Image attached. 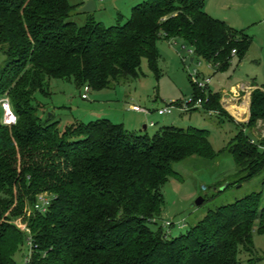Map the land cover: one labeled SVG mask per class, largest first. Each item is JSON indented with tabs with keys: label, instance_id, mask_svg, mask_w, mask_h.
Returning <instances> with one entry per match:
<instances>
[{
	"label": "trees",
	"instance_id": "16d2710c",
	"mask_svg": "<svg viewBox=\"0 0 264 264\" xmlns=\"http://www.w3.org/2000/svg\"><path fill=\"white\" fill-rule=\"evenodd\" d=\"M204 5L144 0L124 22L120 16L106 27L92 14L82 26L69 21L78 5L68 0H0V52L6 58L0 68V264H16L25 242L27 264L258 263L253 237L264 235V185L207 211L176 237L167 231L173 223L152 228L163 211L161 188L176 176L172 165L219 154L207 130L166 125L149 136L101 117L60 132V121L41 117L36 102L38 94L50 95L52 79L79 90H107L138 79L143 60L158 76L160 41L183 40L194 59L216 72L233 58L241 62L251 38L209 16ZM190 85L202 109L180 114L216 110L221 123H235L220 107V94ZM4 114L16 116L15 125H3ZM258 122H264V86L252 91L248 121L236 124L225 150L238 183L264 171V136L255 143L247 134ZM41 195L49 198L44 212L36 209ZM239 252L248 259L241 261Z\"/></svg>",
	"mask_w": 264,
	"mask_h": 264
},
{
	"label": "rangeland",
	"instance_id": "374dc122",
	"mask_svg": "<svg viewBox=\"0 0 264 264\" xmlns=\"http://www.w3.org/2000/svg\"><path fill=\"white\" fill-rule=\"evenodd\" d=\"M84 1L94 2L96 11L92 13V17L108 27L116 23L118 16H122L124 22L130 16L131 9L144 0H68V3L76 7ZM263 1L234 0L233 3L227 0L224 3L229 4L227 8L223 6L217 13L221 19L241 26L237 31L240 30L239 32H244L251 38V45L242 61L233 58L225 71L216 72L206 62L194 59L192 49L181 39L170 42V45L160 41L157 45L160 56L158 76L150 72L146 61L143 60L138 79L107 90H90L86 100L81 99L82 90L77 89L73 82L58 79L49 81L48 97L40 94L36 96V102L42 106L39 114L41 117L53 116L59 120L60 132L74 122L87 123L102 116L104 118L107 116L113 123L123 124L128 132H146L149 136L154 135L165 123L167 126L183 129L195 127L209 132V142L213 150L219 154L212 161L193 156L172 165L176 176L168 178L161 188L164 206L159 225L153 226V229H157L162 222L173 223L174 226L167 231L172 237H176L202 219L207 211L231 204L263 188L264 171L250 181L238 183L237 168L225 150L238 131L236 124H246L248 119L236 120L232 115L233 109L231 110L230 104L226 105L222 96L219 97L220 107L234 122L237 121L236 123L230 121L221 123L216 110L208 111L212 113L211 115L203 111L180 114L178 108L169 115L158 116L156 113L168 106L175 108L177 103L191 98L193 95L190 83L201 84L204 78L210 79L207 85L209 90L220 95L223 92L230 94L233 87L239 88L240 85L251 81L259 87L264 86ZM235 14L238 17L233 18ZM86 17L87 14L78 13L76 8L71 12L69 21L82 26L86 22ZM5 64L6 58L0 52V68ZM252 91L246 96L239 93L240 99L235 100L234 105L249 106ZM130 104L148 110L149 114L129 112L122 116V108ZM123 110L125 111L124 108ZM150 122L154 124L153 127L149 126ZM143 125L147 126L146 131L142 129ZM247 134L257 143L264 136V122H258ZM199 198L203 202L195 205ZM177 224L185 226L179 228ZM253 243L255 249L253 257L259 258L257 264H264V235L255 234ZM28 254L29 249L25 242L15 256L16 264H25ZM238 258L246 261L248 256L239 252Z\"/></svg>",
	"mask_w": 264,
	"mask_h": 264
},
{
	"label": "crops",
	"instance_id": "0c3cea01",
	"mask_svg": "<svg viewBox=\"0 0 264 264\" xmlns=\"http://www.w3.org/2000/svg\"><path fill=\"white\" fill-rule=\"evenodd\" d=\"M225 1H227V0H205L204 11L209 16H211V17H213L215 19H218V20H222V21L226 22L233 29L238 30V29H240L238 27H241V26H236V25L232 24V22H227V20L221 19V17L217 14L223 6H225V8H227V6L229 5V4H224ZM230 1H232L234 3V0H230ZM263 3H264V1H263ZM81 5H82V3L81 4H78V7H80ZM95 11H96V7H95ZM236 16L238 17V15H236V14L233 15V18L236 17ZM118 17H120V16H118ZM118 17H117V19H118ZM164 42L166 44L170 45V42H173V41L167 40V41H164ZM252 85H254V86H252ZM256 87H259L258 84H256L255 82L251 81V82H248L246 84L240 85L239 88L233 87L232 88V92L230 94H226L225 92H223V94L221 95L222 98H223V100L226 102V105L228 103V104H230V107H233V106L235 107L232 110V112H233L232 115L235 117L236 120H238V119L240 120L241 119V121H242V119L244 120V118H247L248 119V107L249 106H248V104H247V106H241V107H245V111L242 112L241 114H239L237 112V110H235L239 106H235L236 104L234 105V101L235 100L238 101V99H240L239 93H243L246 96L247 93H250ZM248 101H249V97H248ZM222 105H223V103H221V106ZM132 106H135V105L130 104L128 107L127 106L123 107L125 109V111L122 108V110H121L122 116H125L129 112L136 113V112L131 111V107ZM137 114H140V113H137ZM102 117L104 118V116H102ZM210 117H212V116H210ZM105 118H107V116H105ZM166 124L167 123H165L164 126H166ZM143 126L146 127V125H143ZM145 129H147V127Z\"/></svg>",
	"mask_w": 264,
	"mask_h": 264
},
{
	"label": "built area",
	"instance_id": "2783aa9c",
	"mask_svg": "<svg viewBox=\"0 0 264 264\" xmlns=\"http://www.w3.org/2000/svg\"><path fill=\"white\" fill-rule=\"evenodd\" d=\"M234 54H235V52L233 51L232 55H234ZM209 81H210L209 78H204L201 84H196V85L198 86V88L200 90H204V88L209 84ZM89 91L90 90H89L88 87H83L82 94H81V99L86 100L88 98ZM202 102H203L202 98H200V97H197V98L195 97L194 98L192 96L191 98H188L187 100L182 102L177 110L180 111V112H186V111H188L189 109H192V108L202 109ZM176 108L177 107L174 108L172 106H168V107H165L164 109L158 110L156 113H157L158 116L169 115V114L172 113L173 110H176ZM131 111L136 112V113H140V114H144V115L149 114L148 110H146L144 108H141L139 106H132L131 107ZM4 113H5V111H4ZM207 114L211 115L212 113L209 112ZM1 123L3 125H5V126H13L16 123V116H12L11 115L9 117H6V115L4 114V116L2 115V117H1ZM149 126L153 127L154 124L152 122H150ZM38 201L40 202V204L38 203L36 205V209H38L41 212H44L46 207L49 204V198L44 196V195H41V196L38 197ZM165 225H169V223L167 222ZM28 244L30 246L29 242H28ZM27 263H28V259L25 260V264H27Z\"/></svg>",
	"mask_w": 264,
	"mask_h": 264
},
{
	"label": "water",
	"instance_id": "95a60500",
	"mask_svg": "<svg viewBox=\"0 0 264 264\" xmlns=\"http://www.w3.org/2000/svg\"><path fill=\"white\" fill-rule=\"evenodd\" d=\"M95 11V4L92 1H87V2H83L82 5L80 7H78V13L81 14H92ZM146 127L143 126V129H145ZM203 202V200L201 198L197 199L195 201V205H200Z\"/></svg>",
	"mask_w": 264,
	"mask_h": 264
},
{
	"label": "bare ground",
	"instance_id": "6f19581e",
	"mask_svg": "<svg viewBox=\"0 0 264 264\" xmlns=\"http://www.w3.org/2000/svg\"><path fill=\"white\" fill-rule=\"evenodd\" d=\"M234 108H235L234 106L231 107V110L234 109ZM235 110H237V112H238L239 114H241L242 112L245 111V107H238V108H236Z\"/></svg>",
	"mask_w": 264,
	"mask_h": 264
}]
</instances>
